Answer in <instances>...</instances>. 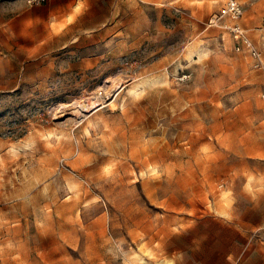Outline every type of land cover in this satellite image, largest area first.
Returning <instances> with one entry per match:
<instances>
[{"label": "rangeland", "instance_id": "obj_1", "mask_svg": "<svg viewBox=\"0 0 264 264\" xmlns=\"http://www.w3.org/2000/svg\"><path fill=\"white\" fill-rule=\"evenodd\" d=\"M139 1L38 61L0 0V264H145L212 216L258 222L264 71L209 27L224 0ZM238 2L264 51V0Z\"/></svg>", "mask_w": 264, "mask_h": 264}, {"label": "crops", "instance_id": "obj_2", "mask_svg": "<svg viewBox=\"0 0 264 264\" xmlns=\"http://www.w3.org/2000/svg\"><path fill=\"white\" fill-rule=\"evenodd\" d=\"M124 1L50 0L41 6H29L18 18L20 29L23 30L21 33L26 39L34 40L33 47L38 49V61L46 53L74 46L80 40L93 39L100 44L117 32L116 16L122 14ZM134 1L139 5V0ZM150 3L148 0L141 1V9L149 8ZM242 25L249 34L243 21ZM219 31L224 46L231 45L235 52V42L231 35ZM249 36L262 53L264 63V51ZM237 54L250 61L253 69L264 71L254 67L255 61L248 53ZM257 196L259 202L253 204V208H258L260 212L257 223L212 216L208 218L211 223L190 225L189 229H179L173 236L177 241L188 239L194 246H172L167 250L165 258H148L145 264H264V192ZM192 230L194 234L189 233Z\"/></svg>", "mask_w": 264, "mask_h": 264}, {"label": "built area", "instance_id": "obj_3", "mask_svg": "<svg viewBox=\"0 0 264 264\" xmlns=\"http://www.w3.org/2000/svg\"><path fill=\"white\" fill-rule=\"evenodd\" d=\"M30 7L41 6L50 0H24ZM244 9L238 0H226L220 13L215 15L209 23V27L220 29L231 35L235 42L236 53L246 52L255 61L256 69H264L263 57L255 46L248 31L242 25Z\"/></svg>", "mask_w": 264, "mask_h": 264}, {"label": "bare ground", "instance_id": "obj_4", "mask_svg": "<svg viewBox=\"0 0 264 264\" xmlns=\"http://www.w3.org/2000/svg\"><path fill=\"white\" fill-rule=\"evenodd\" d=\"M132 92H133V91H132ZM132 92H131V93H132Z\"/></svg>", "mask_w": 264, "mask_h": 264}]
</instances>
